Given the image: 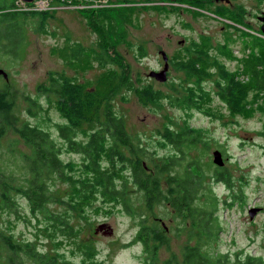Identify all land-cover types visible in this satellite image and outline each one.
Returning <instances> with one entry per match:
<instances>
[{
	"label": "rangeland",
	"instance_id": "rangeland-1",
	"mask_svg": "<svg viewBox=\"0 0 264 264\" xmlns=\"http://www.w3.org/2000/svg\"><path fill=\"white\" fill-rule=\"evenodd\" d=\"M102 4L99 0H52L49 8L43 10L18 7L42 14L43 18L29 20L19 58L0 57V68L7 73V78L0 75V88L7 83L8 90L16 91L21 98V120H24L27 113L23 110L27 104L23 95L37 97L36 87L47 79L49 72L63 73L79 83L82 86L80 94H83L97 89V80L111 79L113 74H125L128 70L134 88L123 85L111 99L114 108L125 117L128 130L143 136L142 142L149 148L153 143L159 146L158 135L166 126L179 130L187 122L206 134L211 148L205 159L212 160V152L219 149L223 165L231 175L230 185L223 181L212 184L213 192L221 202L218 206L223 228L220 249L232 255L248 252L264 259V108L258 104L261 98L247 90L239 93L238 101L244 108L233 113L227 112L213 93H209L204 102L207 113L186 111L168 99L169 95L175 96L181 87L194 81L195 78L185 79L187 72L178 65L192 52L191 43L200 42L202 37L205 38L203 49L209 53L208 62H203L206 67L209 68L216 58L231 73L237 74L236 80L247 81L242 65L251 50L246 48L245 42L253 36L264 38L260 28L262 21L258 20L264 13V0H106ZM103 8L112 9L110 15L117 19L114 30L121 27L123 30V38L111 42L114 49L105 51L113 58V63L100 65L94 60L67 63L61 49L73 43L80 44L87 52L99 49L98 29L90 21L92 12ZM121 18L125 20L121 22ZM162 52L174 62L164 82L148 76L151 70L163 69ZM196 69L207 70L202 65ZM211 76L203 84L213 91L215 81L220 77L216 73ZM148 90L159 91L164 97L153 99ZM144 95L151 100H144ZM40 101L44 110L37 118L30 117L32 122L46 114L55 122L67 120L66 108L58 110L42 97ZM10 138H17L12 130L4 141ZM169 150V146L166 150L157 148L158 154ZM19 151L29 152L22 140L18 141L16 150V159L21 165ZM62 158L76 163L80 155L66 153ZM213 166L217 168V165ZM53 193L56 198L48 204V209L72 214L71 231L45 224L44 214L33 216L23 199H20L18 214L0 210V223L15 238L35 242L39 249L77 263H143L142 246L134 239L139 227L137 218L100 198L92 201L83 212L74 213L69 205L70 185L66 182H56ZM251 209H256L252 217L249 215ZM151 219L152 215H149L147 223ZM163 223L166 229L174 225L166 218ZM166 236L169 242L158 247L157 264L172 254L178 256L186 240L184 234L176 237L169 233ZM84 246H91L95 251L90 262L83 259L81 250Z\"/></svg>",
	"mask_w": 264,
	"mask_h": 264
},
{
	"label": "trees",
	"instance_id": "trees-1",
	"mask_svg": "<svg viewBox=\"0 0 264 264\" xmlns=\"http://www.w3.org/2000/svg\"><path fill=\"white\" fill-rule=\"evenodd\" d=\"M19 9L16 0H0V57L19 58L29 20L43 18L37 12ZM110 12L112 9L103 8L96 11V17L91 14L90 22L100 36L99 49L87 52L80 44L73 43L61 49L67 63L84 60H94L100 65L113 63V58L105 51L114 49L111 42L122 39L123 30L121 26L114 30L117 19L111 17ZM121 19V22L125 20ZM204 39L202 37L198 43L193 41L192 52L178 65L187 72L185 79L195 78L192 86L181 87V91L175 96L169 95L168 99L186 111L207 113L204 102L206 96L213 93L227 112L233 113L244 108L239 104L238 94L247 90L261 98L258 104L264 108V38L253 36L245 42L246 48L251 50L242 65L247 78L245 83L236 80L237 74L231 73L216 58L209 68L203 64L208 62L209 55L203 49ZM200 65L207 70H197L196 66ZM127 71L113 74L111 79L97 80V89L83 94H80L79 83L63 73L49 72L47 79L36 87L37 97L23 95L27 104L23 110L27 113L24 120H21V98L14 89L8 90L7 83L3 84L0 88V210L18 214L20 199H23L33 216L42 213L45 224L71 231L72 214L48 209V204L56 198L53 193L56 182H66L70 185L69 205L74 213L83 212L100 198L138 219L134 239L141 244L145 255L142 264H157L158 247L168 244L166 235L169 233L176 237L184 234L186 240L178 256L172 254L160 264H264L262 256L248 252L232 255L220 249L223 228L218 206L221 202L212 184L223 181L230 185L231 175L224 165L214 168L213 158L205 159L211 148L206 134L187 122L179 130L166 126L158 135L159 146L153 143L151 148L155 149L152 150L142 142L143 136L128 130L125 117L111 100L119 87L134 88ZM213 73L220 79L215 81L216 89L211 91L204 87L203 81ZM147 92L153 99L164 97L159 91ZM41 97L58 110L66 108L67 120L55 122L46 114L32 122L30 117L37 118L44 110ZM143 99L151 100L148 95ZM10 130L17 138L5 142ZM19 140L29 149V152L19 151L21 165L16 159ZM168 146L171 152L158 154L157 148L166 150ZM66 153L78 154L80 160L75 163L62 158ZM149 215L152 219L147 223ZM163 218L170 219L174 225L166 229ZM81 251L84 261L88 262L95 254L91 246H84ZM0 262L82 264L49 254L30 240L15 238L2 223Z\"/></svg>",
	"mask_w": 264,
	"mask_h": 264
},
{
	"label": "water",
	"instance_id": "water-1",
	"mask_svg": "<svg viewBox=\"0 0 264 264\" xmlns=\"http://www.w3.org/2000/svg\"><path fill=\"white\" fill-rule=\"evenodd\" d=\"M21 1H25V2H31L33 0H21ZM258 20L262 21V30L264 32V13L263 15L261 16H258ZM162 58L164 59L165 63H164V67L162 70L160 71H157V70H151L148 72V76L149 77H152L154 78L155 80L157 81H160V82H164L167 80V71H168V67H169V64H168V61H167V56L165 53L162 52ZM0 75L4 76V78H7V73L2 69L0 68ZM212 156H213V162L218 165V166H221L224 164V160H223V157H222V152L218 149H215L213 152H212ZM256 209H251L249 210V215L250 217L253 216V214L255 213ZM105 225V224H104Z\"/></svg>",
	"mask_w": 264,
	"mask_h": 264
},
{
	"label": "bare ground",
	"instance_id": "bare-ground-1",
	"mask_svg": "<svg viewBox=\"0 0 264 264\" xmlns=\"http://www.w3.org/2000/svg\"><path fill=\"white\" fill-rule=\"evenodd\" d=\"M65 1L73 2V0H64V2ZM23 2H25V1H23ZM49 4H50V0H43V2L41 4L25 3L22 8L27 9V10H31V11L43 10V9L49 8V6H48ZM261 30H262V28H261Z\"/></svg>",
	"mask_w": 264,
	"mask_h": 264
},
{
	"label": "flooded vegetation",
	"instance_id": "flooded-vegetation-1",
	"mask_svg": "<svg viewBox=\"0 0 264 264\" xmlns=\"http://www.w3.org/2000/svg\"><path fill=\"white\" fill-rule=\"evenodd\" d=\"M105 2H106V0H104ZM215 1H221V2H224V0H215ZM101 4H102V1H101ZM103 6H105L106 4H102ZM114 7V6H113ZM92 15H94V17H96V11H93V14ZM261 26H262V23H261ZM260 26V27H261ZM182 43V41H180L179 42V44H181ZM166 56H167V54H166ZM164 60V59H163ZM167 61H168V64H169V67L172 65V64H174V62H173V60H172V58L171 57H169V56H167ZM163 63H165V61H163ZM169 67H168V69H169ZM167 73H168V71H167Z\"/></svg>",
	"mask_w": 264,
	"mask_h": 264
},
{
	"label": "built area",
	"instance_id": "built-area-1",
	"mask_svg": "<svg viewBox=\"0 0 264 264\" xmlns=\"http://www.w3.org/2000/svg\"><path fill=\"white\" fill-rule=\"evenodd\" d=\"M61 1H63V0H61ZM100 2L101 1H104V0H99ZM43 2V0H33V1H31V2H23V1H20V0H16V3H17V5H18V7L21 9L22 7H23V5L25 4V3H35V4H41ZM52 2V0H50V3Z\"/></svg>",
	"mask_w": 264,
	"mask_h": 264
}]
</instances>
